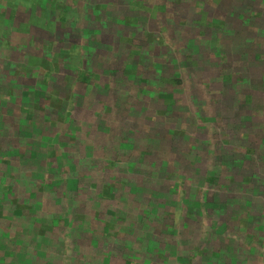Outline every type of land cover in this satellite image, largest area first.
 Returning <instances> with one entry per match:
<instances>
[{"label": "rangeland", "instance_id": "374dc122", "mask_svg": "<svg viewBox=\"0 0 264 264\" xmlns=\"http://www.w3.org/2000/svg\"><path fill=\"white\" fill-rule=\"evenodd\" d=\"M48 1L45 3L46 5H48ZM76 1L81 2L82 6L84 2L94 3L92 0H66V3L69 6L77 7ZM214 1L216 2V0H176L175 2L155 0L156 6H165L168 10V19H165L161 14H157L159 12L156 11L148 12L149 14L142 12L140 15L143 17L144 26L127 28V26L118 25L119 20L129 15L126 6L119 2L116 4L117 0H100L99 19L103 20L104 23L95 20H93V23H89L85 19L81 27L96 31L95 38L101 40L104 44L110 45L114 42L116 45L113 44L114 49L108 50V55H104L99 59L98 64L93 65V71H105L108 75L103 74L102 81L96 85L93 83L94 85L90 89L84 83L77 81V73L72 71L71 73L69 71L55 73L51 83L46 84L42 69H32L27 66L26 57L32 54V49L30 52L31 42L27 43L22 40V37L26 39L27 33L14 32L11 35L10 46L13 47L12 52L10 54L0 52V83L2 81L9 86L3 88V92L1 91L2 95L4 94V97L9 99L3 101L0 98V184L6 183L12 186L11 193L0 199V207L4 211V218L0 220V236H2L3 241L0 246V264H103L105 252L108 251L104 250L105 244H113L112 250L115 253L121 255L120 257H129L134 264H165L164 257L169 260L166 261L167 264H189L188 258L184 259L183 257L177 260V252L173 249L171 251L167 250L166 253H155L154 250L148 247L149 240L155 232L150 228L148 230L145 223L138 219V203L134 199L135 194L132 195L130 192L131 187L129 186V183L139 186H143V184L150 185L147 179L148 172L141 170V167H129L126 161L127 158H125L126 155L120 150L118 151L119 140L122 137L123 139L127 137V140L130 138L136 139V137L147 138L149 135L156 137L161 134L171 135L174 130L177 134L178 130L175 129L174 125L165 126L164 121L163 124H154L148 112L140 115L125 112L118 101L117 106L115 105L112 97L114 92L105 89V84L109 83L111 89L121 88L127 75L125 72L126 66L132 62L139 63V61H143L140 63L141 66L147 65L149 67L152 63L151 58H156L155 61L166 59L168 61L167 65L159 74H162L164 78L175 77L177 74L181 76V84L176 89L173 99L178 106L187 108L189 115L194 112L195 124L192 125L190 130L193 132L195 140L190 143V147L188 145L184 146L185 142H182L181 136L185 134L182 131H186L187 128L179 130L180 134L176 146L180 153L185 155L186 152L193 151L191 156H194L196 150L208 151L210 147H207L206 143H209L211 147L216 142H220L227 149L228 147H236L237 143L234 141L233 129L229 126L220 125L219 119H212L209 114L211 109H214L216 116L220 118L221 112H234L239 107L232 94V92L236 94L239 90L237 81H233L235 85H228L229 78L223 79V77L226 74L225 70L230 68H232L234 74L244 72L242 61L248 60L244 49L249 44L247 41L245 44V36L234 38L236 46L232 44L231 31L233 29L244 33L237 19L238 13L234 14L233 10L235 4L240 0L233 4V13L228 15L229 24L226 26L231 43L223 46L230 53L226 57L227 60L231 59L232 61L225 64L226 60L223 62L219 51V44H224L225 40H228L226 39L228 36L221 37L219 35L218 43L213 38H217V35H204L205 39L201 44V56L205 58L203 65H200L202 66V72L185 80L182 77L186 73L185 67L186 69L192 67L196 61L199 65L202 61L200 57L197 58L194 46L186 48V39H195L201 29L204 34L205 28L208 29L209 26V18L205 15L213 13L214 9L221 8L224 10L220 11L221 15H226L227 8L225 7L232 0H222L216 8H214ZM193 5L197 6L196 13L192 12ZM255 5L256 10L253 11L254 13H264V3L259 2ZM157 9L159 10V8ZM91 11V14L94 15L95 10L89 9V12ZM172 13L177 24L184 22L185 25V28L178 30L174 35L171 34V32L174 33L173 29L168 30L164 25L173 20L170 19ZM23 16L24 14L20 16L22 21ZM105 16L113 21V25L105 24ZM220 18H218L219 21L225 22L224 19ZM192 20H196V23L201 22L197 25L189 23ZM28 25L29 23L24 24L26 27ZM258 25L259 22L256 20L253 26L264 28V20L261 21L262 26ZM36 28V26H32L29 32L36 36V40H34L36 45L42 46V40H46V35H43V32L38 31ZM213 29L215 30V28ZM59 30H61L60 35L63 33L64 39L69 34H76V30L71 25L60 27ZM144 33L152 36L150 50H154L153 44L158 46L155 51L150 52V57L147 59L143 57L144 53L142 51L141 41L144 39ZM248 34L252 36V33H247L246 38L249 37ZM60 35L57 41L60 46H63L64 40ZM52 38L51 36L50 39ZM125 39L131 40L133 50L126 47ZM158 39H163L165 44L158 42ZM166 47L170 48L171 53H173L172 56L167 54L169 51ZM60 48L57 47V53H59ZM159 48H161V51L163 50L164 55H166L165 58L160 57L161 51ZM37 55L44 56V52H34L31 56ZM233 77L236 79L235 77L238 76ZM127 89V91L121 90L120 96L126 93L128 94L125 97L138 94V88L136 87H127ZM23 91L29 92L28 96L32 98L33 102L41 105L37 115L26 113L30 104L26 96H23ZM48 91L57 97V101L64 102L62 107L65 111L70 106L67 101L70 99L74 101L77 108V113L74 115L76 118L73 117L74 124H70L66 118H61V120L55 122L53 117L57 116L49 113L47 106L49 103H46ZM72 93L80 95L82 99H75L73 95L71 96ZM209 95L213 98H216V95H221L223 99L222 97L215 100L209 99ZM213 100L214 102H212ZM131 105L132 102L128 106L132 107ZM142 106L144 110L156 111V108L157 110H166L165 104H161V102L159 105L156 103L151 104L150 100L143 103ZM21 107L26 110H21ZM45 107L47 108L44 111L45 116L38 115L43 112L42 110ZM196 107L208 114L201 115L199 113L198 115L195 110ZM91 113H99L100 117L99 115H91ZM22 115L25 116L22 117L21 125L18 126ZM126 115L128 118H126ZM29 116L33 118L29 119ZM238 122L239 120H236L234 124ZM35 129L38 133H35ZM31 132L34 134L29 135ZM24 135H26L25 139L23 138ZM21 138L26 142L23 139L20 141ZM31 141H36V143ZM28 146L33 147L29 154L25 152ZM113 147L118 151L117 158L114 159V167L107 166L110 161L102 156L104 150L110 154L115 153L114 149L112 150ZM52 149L56 150V157L50 155L49 152ZM139 150L153 151V154L156 152L148 146L143 148L136 146L132 151L133 156L138 157ZM209 155L215 163L219 162L216 158H221L213 152H210ZM258 169L260 170V168ZM229 172L232 171L226 172L225 170L222 179H225ZM24 173L30 176L28 180L22 178ZM105 184L116 187V191H123V194H116L115 192L114 199H108L109 207L107 210L104 208V203L99 200ZM152 186L155 190L159 189V183L157 186ZM30 187H33V189L31 190ZM200 189L203 191L208 190L207 186L202 185H200ZM78 190H80V194H77ZM209 190L213 192L210 188ZM221 192L223 196L225 189ZM130 195L132 196L129 197ZM148 196V192L144 194V197L149 198ZM150 199L156 200L155 202L159 205V202L167 201V196H159L156 193L152 198L150 196ZM17 200L21 209L31 208L34 210V215L20 218L13 217L11 205ZM166 205L169 206V204ZM202 208L203 216L211 212L204 205ZM213 208L216 207L210 206L209 210H213ZM108 210L117 211L116 215L120 217L118 222H109L111 215L107 212ZM25 212L28 215V211ZM52 215H56L57 218L61 216L68 217L69 220L53 226L50 220L46 223L47 220L42 217ZM256 215L258 214L256 213ZM203 216H200L199 219H202ZM216 218L219 219L221 224L225 222V217ZM40 220L44 226H41L42 229L40 228L39 235L36 230L40 226ZM197 223L184 222L185 227L178 225V231L175 235L180 239H189L191 241L190 248L193 246V248L209 247L212 249L213 247L215 249L214 246L219 245L215 241L217 238L213 236L209 238L207 234L210 231L208 226L210 222L203 223L205 228L202 235L195 231L190 233L186 230V224L190 225V230H194L192 226L197 225ZM105 227L113 229L109 237L103 240L102 236L106 232L104 231ZM114 228L126 229V235L128 236L123 240L126 244L117 239ZM239 229V227H230L227 236L238 241L240 236L243 235ZM43 230H45L44 233H42ZM181 231L184 233H181ZM204 233L207 235L203 236ZM17 234L21 236L24 243L23 246L14 249ZM159 236H161L159 239L157 238L159 242H170L168 233L159 234ZM95 239L102 242L98 241V244H96ZM79 240H82V243H79ZM157 245L160 248V245ZM183 248H186L184 244L179 247V250ZM242 248L235 251L238 259L245 260L247 264H260V253L259 256H249L247 251ZM178 257H180V253ZM230 264L237 263L230 262Z\"/></svg>", "mask_w": 264, "mask_h": 264}, {"label": "trees", "instance_id": "16d2710c", "mask_svg": "<svg viewBox=\"0 0 264 264\" xmlns=\"http://www.w3.org/2000/svg\"><path fill=\"white\" fill-rule=\"evenodd\" d=\"M47 1L0 0V52L9 54L12 52L13 47L10 46V40L11 35L14 32L22 34L27 33L26 39H23L22 37V40L27 43L31 42L30 52L32 49V54H29L26 57L28 63L27 66L32 69H42L44 72L43 78L46 84L51 83V80L53 79L52 77L55 73H65L66 71L71 73L72 71L77 73V81L84 83L88 89L92 88L94 84H99L102 81L104 78L103 74L108 75L105 71H93V65L98 64L99 59L104 55H108V50L114 49L113 44L114 46L116 45L113 40H111L113 43L110 45L104 44L101 40L99 41L95 38L94 34L96 31L81 27V24H83L82 22L85 19H87L89 23H93V20L104 23L103 20L99 19L100 0H92L94 1L93 4L90 2H84L83 6L81 5V2L76 1L77 7L69 6L66 3V0H50L48 1V5H46L45 3ZM154 1L155 0H117L116 4L118 2L124 4L129 14L127 17L119 20L118 25L127 26V28L144 26L143 17L140 15L142 12L148 13L156 11L159 12L157 14H161L165 19H168V10L165 6H156ZM159 1L166 2L169 0ZM171 1L175 2L176 0ZM221 1L222 0L214 1V8H216ZM236 1L238 0H232L225 7L227 8V11H225L227 12L226 15H221L220 11H224L222 8L214 9L213 13L206 14L205 16H208L209 18L208 29L205 28L206 31L204 34L202 33V29L199 30V35H197L195 39H186V48L188 49L189 47L194 46L197 58L200 57L202 61L199 65L196 61L192 67L187 69L186 67L184 68L186 71L182 76L184 77V80L202 72V66L200 65H203L205 58H202L201 56V44L203 43V39H205L204 35H217V38L213 37L217 42L219 35L221 37L230 35L227 31L226 25L229 24L228 15L233 13L232 8ZM259 2L264 3V0H240L235 4L233 9L234 14L238 13L237 19L242 26L244 33L233 29L231 31L232 44L236 46L234 38L244 35L245 44L246 41L249 44V46L244 49L248 56V60L245 62L242 61L244 72L234 74L232 68H230L225 70L226 74L223 79L229 78L227 81L228 85H235L233 81H237L239 90L236 94L234 92H232V94L239 107L234 112H221L220 118L216 116L214 109H211L209 114L212 119H219L221 122L219 123L220 125L229 126L233 129L235 135L234 141L237 143L236 147H228V150L227 147H224L220 142H216L213 147H211L209 143H206L207 147H210L208 151L200 149L196 150L194 156H191L193 151H189L190 153L186 152L185 155L180 153V150L176 146L178 144V135L180 134V132H178L179 130L187 128L186 131H182L185 134L181 136L182 142H185L184 146L188 145V147H190V143L195 140L193 132L190 130L192 125L195 124L194 112H191L189 115L187 108L178 106L173 99L176 89L181 84V76L175 74V77L170 76L164 78L162 74H159V72L162 73L161 70L165 69L164 67L167 65L166 63L168 61L166 59L155 61L156 58H151L152 63L149 67L147 65L141 66L140 63L143 61H139V63L132 62L126 66L125 72L127 75L123 80L121 88L117 87L116 89H111L109 83L105 84V89L114 92L112 97L115 105L117 106L118 101L120 106L124 108L125 112L131 113L132 115H140L148 112V115L150 119L153 120L152 122L154 124H160L164 121V124H166L165 126L170 127L174 125L175 129L178 130L177 134L174 130L171 135L161 134L156 137L149 135L147 138L136 137V139L130 138L129 140H127V137L124 139L122 137L119 140L118 145V151L120 150L126 155L125 158H127L126 161L129 167H141V170H146L148 172L147 179L149 180L148 183L150 185L143 184V186H139L129 183V186L131 187L130 192L132 195L135 194L134 199L138 203V219H141V221L145 223L147 229L150 228L155 232L153 233V237L149 240L148 245V247L154 250L155 253H166L167 250L171 251L173 249V251L177 252V260L178 258L183 257L184 259L188 258L189 264H214L215 262L217 264H230V262L247 264L245 260L238 259L235 252L243 247L242 249L246 250L249 256H259L260 253V264H264V28L253 26V23L256 20L259 22L258 26H262L261 21L264 20V13L258 14V12H253L256 10L255 4H258ZM157 8H159L160 11ZM192 8V12L196 13L195 9L197 6L193 5ZM89 9L95 10L94 15L91 14L92 11L89 12ZM22 14H24L23 21L20 19ZM218 18L224 19L225 22L219 21ZM170 19L173 20L164 25H166L168 30L173 29L174 33L171 32V34L174 35L178 30L185 28L184 22H181L180 24L175 22V16L173 13L170 15ZM104 20L106 25H113V21L109 17L105 16ZM26 23H29L27 27L24 26ZM189 23L198 24L196 23V20H192V22ZM68 25L74 27L77 35L69 34L68 37L64 39L63 33L60 35L61 30H59V28ZM32 26H36L38 31H41L43 32V35H46V40H42V46L36 45V42H34L36 36L29 32ZM213 28H215V30ZM247 33H252V36L248 34L249 37L246 38ZM59 35L64 40L63 46L58 44L57 39ZM51 36L53 37L52 39H50ZM143 36L144 39L141 41L143 46L142 51L144 53L143 57L147 59L150 57V52L155 51L158 46L153 44L154 50H150L152 36L148 33H144ZM226 39L228 40L224 39V44H219V51L222 55L221 58L223 62L226 60L225 64H228L232 60H227L226 57L230 53H228L223 46L228 43L230 44L231 38L228 36ZM108 42H110V40H108ZM158 42L165 44L163 39H158ZM125 44L126 47L133 50V44L130 39H125ZM57 47H61L59 53L56 52ZM166 48L169 51L167 54L172 56L173 53H171L170 48ZM159 50L161 51V48H159ZM39 51L41 53L44 52V56H31L34 52ZM160 53V57H166L163 50ZM243 73L245 74L244 76L242 75ZM233 76L238 77H235L236 79H234ZM8 87V84L1 81L0 98H2L3 101L9 99L5 98L4 94L2 95V89ZM127 87L138 88V94L125 97V95L128 94L126 93L125 95L120 96L119 93L121 90L127 91ZM23 92V96H26L27 101L30 104L27 110L28 112L26 113L28 115H37V111L41 109V105L37 102H33L32 98L28 96L29 92ZM48 92L49 94L46 103H49L47 105L49 113L59 117H53L55 122L61 120V118H66L70 124H74L73 117H75L74 115L77 113L74 101L72 99L67 101L63 98L70 104L69 109L65 111L62 107V103L64 102H61L60 100L57 101V97L52 92ZM72 95L75 99H82L80 95L73 93L71 96ZM215 97L216 98H213V96L209 95V99L215 100L221 97L223 99V96L221 95H216ZM149 100L151 101V104L156 103L159 105L160 102L161 104H165L166 110H157V108L156 111L144 110L142 104ZM214 100L212 102H214ZM130 102H132V107L128 106ZM46 107L43 108V112L38 115L45 116L44 111L47 110ZM21 110L25 111L26 109L21 107ZM195 110L198 115L199 113L201 115L208 114L207 112H204V110L201 111L198 107H196ZM91 115H99L100 117L99 113H91ZM127 115L126 118H128ZM23 116L25 115L20 117L18 126L21 125ZM30 118L33 117L29 116V119ZM236 120H239V122L234 124ZM35 133H38L36 129ZM31 134L34 133L31 132L29 135ZM25 137L26 135H24L23 138L25 139ZM236 137L237 139H235ZM23 138H21L20 141H22ZM24 139L23 141L26 142ZM31 142L36 143V141ZM238 145H240L239 148H237ZM136 146H138V148L148 146L156 152L153 154V151L139 150V156L136 157L133 156L132 153ZM32 148V146H28L25 152L29 154L32 151ZM113 149L115 153L112 154L107 153L106 150L103 151V158L110 161V164H107V166L114 167V159L117 158L118 151H116L114 147L112 150ZM210 152H213L217 157L221 156V158H216V160L219 161L218 163H215V161L210 159ZM49 153H51V156H55L56 150L52 149ZM258 168H260V170ZM225 170L226 172H232H229V175L225 179H222V174ZM22 178L28 180L30 176L24 173ZM158 183L159 189L155 190L152 185L157 186ZM200 185L207 186L208 190H201ZM30 188L31 190L33 189V187ZM115 188L116 187H113L112 185L105 184L101 191L99 200L101 203H104L105 210L109 207V204L107 203L108 199H114L115 192L116 194H123V191H116ZM209 188L213 192H211ZM11 189L12 186H9L6 183H1L0 193L2 194L0 199L9 195ZM224 189L225 193L222 196L223 193L221 191ZM147 192L149 193V198L144 197V194ZM156 193L159 196H167V201L163 203L159 202L158 205L155 202L156 200L154 201L150 199V196L152 198ZM77 194H80V190H78ZM166 204H169V206ZM203 205L208 211H211L205 216H203L204 213H202ZM210 206L216 208L209 210ZM11 207L13 209V217L20 218L34 215V210L31 208L21 209L18 200L15 201ZM25 211H28V215ZM107 212L111 215L109 222L119 221L120 217L116 215L117 211L108 210ZM256 213L258 215H256ZM200 216H203L202 219H199ZM42 217L47 220L46 223L50 220V223L53 226L69 220L68 217L64 216L58 217V219L56 215ZM216 217H225V222L221 224ZM2 218H4V211H2V208L0 207V220H2ZM184 222H198L197 225L192 226L194 230H190V225L186 224V230L190 233L195 231L201 235L205 228L203 223L210 222L208 225L210 229L207 233L208 237L211 238L213 236L217 238L215 241H217L219 245L214 246L215 249L213 247L212 249L209 247L193 248V246L190 248L189 245L191 244V241H189V239H180L175 235L178 231V225L185 227ZM41 226H44V224L40 220V226L36 230L39 235ZM230 227L240 228L239 230L243 235L240 236L238 241L232 240L227 236ZM112 229L113 228L111 227L104 228V231L106 232L102 236L103 240L109 237ZM114 229L117 233V239L126 244V242L123 241L124 238L128 236L126 235V229ZM44 232L45 230L42 231V233ZM164 233L169 234L170 242H159L158 239L161 237L159 234L163 235ZM181 233L184 232L181 231ZM207 234L204 233L203 236ZM98 241L102 242L95 239L96 244H98ZM15 242L14 249L23 246L24 243L19 234L16 235L14 243ZM79 243H82V240H79ZM2 244V236H0V246ZM157 244L160 245V248H158ZM183 244L186 248L179 250V247ZM112 248L113 244H105L104 250L108 251L105 252V262L103 260V264H134L129 257H120L121 255L115 253ZM179 253L180 257H178ZM163 260L165 261V264H167L166 261H169L167 257H164Z\"/></svg>", "mask_w": 264, "mask_h": 264}]
</instances>
